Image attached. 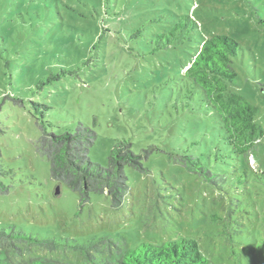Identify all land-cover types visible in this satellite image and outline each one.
Listing matches in <instances>:
<instances>
[{"label": "rangeland", "instance_id": "1", "mask_svg": "<svg viewBox=\"0 0 264 264\" xmlns=\"http://www.w3.org/2000/svg\"><path fill=\"white\" fill-rule=\"evenodd\" d=\"M179 15L200 38L225 34L239 43L233 89L258 107L264 132V0H0V179L8 186L0 226L78 242L107 236L124 249L187 237L213 264H264V135L244 166L204 105L183 98L190 57L166 35ZM33 104L54 133L93 128L89 155L101 165L116 142H131L144 170L126 167L119 208L99 193L81 202L50 177L34 148ZM179 150L223 174L227 187L187 172Z\"/></svg>", "mask_w": 264, "mask_h": 264}, {"label": "trees", "instance_id": "2", "mask_svg": "<svg viewBox=\"0 0 264 264\" xmlns=\"http://www.w3.org/2000/svg\"><path fill=\"white\" fill-rule=\"evenodd\" d=\"M190 22L192 20L185 15L174 16L166 30V35L177 44L173 50L181 49L190 57L189 65L180 74L183 98L188 102L197 100L204 105L213 122L212 127L217 130L216 136L228 147L229 153L239 157L246 166L247 156L253 154L264 132L256 122L258 107L233 89L237 76L235 64L240 59L241 46L225 34L200 38L194 31V23ZM33 105L39 107V118L36 119L39 135L34 148L47 159L50 177L77 192L81 202L88 201L91 193H99L109 198L111 207L119 208L128 192L126 167L144 170L142 156L132 151L131 142H116L106 158V164L101 165L92 161L89 155L97 137L93 128L78 123L72 132L54 133L44 120L42 107ZM152 149L145 153H150ZM175 156L187 172L216 187H227L226 177L213 173L199 156L184 150L177 151ZM243 172L246 176V170ZM247 179L248 175L245 182ZM7 191L8 186L0 179V192ZM58 251L73 252L80 259L62 262L42 254ZM0 264L213 263L203 254L198 242L187 237L158 245L141 243L136 248L124 249L107 236L84 242L74 238H39L11 225L0 226Z\"/></svg>", "mask_w": 264, "mask_h": 264}]
</instances>
